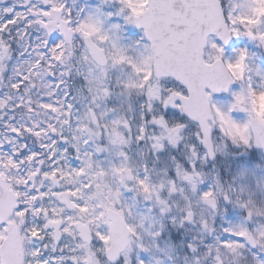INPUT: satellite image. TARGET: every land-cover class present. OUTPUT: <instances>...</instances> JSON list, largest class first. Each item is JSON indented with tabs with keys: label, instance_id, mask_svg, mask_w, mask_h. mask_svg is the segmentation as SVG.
Here are the masks:
<instances>
[{
	"label": "snow or ice",
	"instance_id": "6c2138e0",
	"mask_svg": "<svg viewBox=\"0 0 264 264\" xmlns=\"http://www.w3.org/2000/svg\"><path fill=\"white\" fill-rule=\"evenodd\" d=\"M0 264H264V0H0Z\"/></svg>",
	"mask_w": 264,
	"mask_h": 264
},
{
	"label": "rangeland",
	"instance_id": "374dc122",
	"mask_svg": "<svg viewBox=\"0 0 264 264\" xmlns=\"http://www.w3.org/2000/svg\"><path fill=\"white\" fill-rule=\"evenodd\" d=\"M243 46H245V44L243 43V44H241V46H239V47H243ZM229 55H231V53L229 52L228 53ZM216 100V99H215ZM218 101V100H217ZM219 102H222V103H225L224 101H219Z\"/></svg>",
	"mask_w": 264,
	"mask_h": 264
}]
</instances>
